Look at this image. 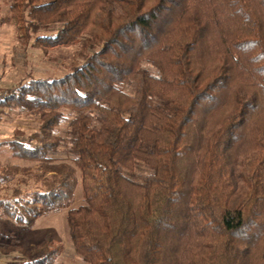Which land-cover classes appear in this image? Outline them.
<instances>
[{"label": "trees", "instance_id": "1", "mask_svg": "<svg viewBox=\"0 0 264 264\" xmlns=\"http://www.w3.org/2000/svg\"><path fill=\"white\" fill-rule=\"evenodd\" d=\"M7 6L0 24L21 46L74 44L81 62L0 103L39 122L28 141L8 143L36 167L0 178L16 181L0 197V254L53 263L51 233L28 246L19 236L66 210L84 264H264V0ZM60 148L70 162L53 157Z\"/></svg>", "mask_w": 264, "mask_h": 264}, {"label": "rangeland", "instance_id": "2", "mask_svg": "<svg viewBox=\"0 0 264 264\" xmlns=\"http://www.w3.org/2000/svg\"><path fill=\"white\" fill-rule=\"evenodd\" d=\"M2 14L6 13L7 0L1 2ZM77 45L59 47L46 50L43 53L39 48H33L30 44L21 46L16 37L14 27L10 24H0V91L5 93L11 89L26 85L30 79L58 78L66 74L71 66L80 63L81 59L76 55ZM38 115L9 102L0 108V178L6 176V169L18 166L20 168L35 169L36 163L17 159L12 156V150L8 143L15 138L20 141H28L38 131ZM67 129L66 121L61 123L56 132L64 136ZM58 161L70 162L63 148L53 156ZM146 169L136 171V175L146 174ZM5 175V176H4ZM17 174L15 178L20 177ZM16 181L10 183L0 181V197H10ZM20 189L23 188L21 185ZM82 203L80 186L75 192L73 206ZM66 210L51 212L35 222L19 240L24 246L40 242L47 233L53 236V246L59 249L58 257L51 264H84L75 254L69 238L66 226ZM21 256L16 253L0 254V264H19Z\"/></svg>", "mask_w": 264, "mask_h": 264}, {"label": "built area", "instance_id": "3", "mask_svg": "<svg viewBox=\"0 0 264 264\" xmlns=\"http://www.w3.org/2000/svg\"><path fill=\"white\" fill-rule=\"evenodd\" d=\"M5 93L0 91V103L4 99Z\"/></svg>", "mask_w": 264, "mask_h": 264}]
</instances>
